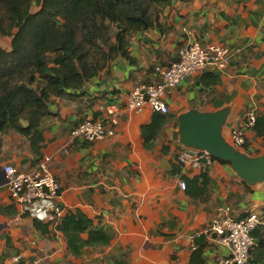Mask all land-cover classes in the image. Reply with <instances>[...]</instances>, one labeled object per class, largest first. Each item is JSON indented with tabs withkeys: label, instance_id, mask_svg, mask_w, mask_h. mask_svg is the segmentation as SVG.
Here are the masks:
<instances>
[{
	"label": "crops",
	"instance_id": "0c3cea01",
	"mask_svg": "<svg viewBox=\"0 0 264 264\" xmlns=\"http://www.w3.org/2000/svg\"><path fill=\"white\" fill-rule=\"evenodd\" d=\"M195 39L231 47L232 60L223 71L189 75L168 91L173 123L168 121L153 148L147 149L142 126L154 111L148 105L138 112L128 108V95L139 83L156 81V66L170 65ZM129 49L134 63L114 58L82 88L53 97L51 113L41 124L40 155L28 136L16 131L1 135L0 264H194L200 234L205 243L201 259L219 264L228 250L209 232L218 206L229 205L237 217L256 211L262 219L258 226L264 227V180L250 184L231 163L217 159L207 171V193L191 196L180 179L202 170L178 162L183 144L173 137L179 114L191 108L227 107L224 137L231 142L232 129L241 128L248 141L238 149L251 156L264 153L263 137L245 126L248 110L264 111V0H173L158 26L133 35ZM116 101L123 110L114 135L96 141L72 138L79 122L99 117L101 104ZM44 157H49L48 166L62 185L65 211L86 212L111 235L109 245L87 246L74 256L61 231L52 224L50 232L37 229L11 197L4 165L29 171Z\"/></svg>",
	"mask_w": 264,
	"mask_h": 264
},
{
	"label": "trees",
	"instance_id": "16d2710c",
	"mask_svg": "<svg viewBox=\"0 0 264 264\" xmlns=\"http://www.w3.org/2000/svg\"><path fill=\"white\" fill-rule=\"evenodd\" d=\"M172 1L0 0V37L12 38L10 48L0 43V137L20 132L28 136L35 154L40 155L44 139L41 124L51 113L53 97L82 88L114 58L124 57L134 63L129 49L133 35L158 26L162 11ZM34 5L39 8L33 10ZM217 80L216 76L212 81ZM172 116L154 111L152 120L142 126L147 149L153 148ZM253 130L264 139V111L256 112ZM207 171L184 177L191 196L207 193ZM33 220L37 229L50 232L51 223ZM53 226L63 233L74 256L82 255L87 246L103 247L111 242V235L80 208L65 211ZM252 234L256 245L249 264H259L264 258V227L258 226ZM203 238V234L195 238L194 264L206 263L201 259ZM116 264L125 261L116 260Z\"/></svg>",
	"mask_w": 264,
	"mask_h": 264
},
{
	"label": "built area",
	"instance_id": "2783aa9c",
	"mask_svg": "<svg viewBox=\"0 0 264 264\" xmlns=\"http://www.w3.org/2000/svg\"><path fill=\"white\" fill-rule=\"evenodd\" d=\"M231 47L221 43H203L198 39L189 41L181 50L178 59L170 65H157L156 81L139 83L128 95L126 106L135 111L146 105L153 111L169 112L168 91L177 87L187 76L206 69L225 70L233 57ZM103 112L99 117L87 118L79 122L71 131L73 139L83 138L96 141L114 135L119 123L123 105L120 102L101 104ZM256 121L255 109L245 115V126L253 130ZM247 135L241 128L231 131V143L243 148ZM178 162L190 168L208 169L215 160L208 150L182 146L177 154ZM49 157L42 158L29 171H19L13 164H5L11 197L21 205L25 214L33 219L52 225L65 213L61 204L62 185L48 166ZM180 186L186 189L187 182L180 179ZM262 222L258 212L251 211L244 216H235L229 205L218 206L211 219L209 232L214 233L228 254L219 259V264H249L251 250L256 245L253 231Z\"/></svg>",
	"mask_w": 264,
	"mask_h": 264
},
{
	"label": "water",
	"instance_id": "95a60500",
	"mask_svg": "<svg viewBox=\"0 0 264 264\" xmlns=\"http://www.w3.org/2000/svg\"><path fill=\"white\" fill-rule=\"evenodd\" d=\"M228 114L227 107L213 111L191 108L179 114L173 137L184 146L205 149L215 157L229 161L238 175L250 184L264 180V153L251 156L224 137L223 125Z\"/></svg>",
	"mask_w": 264,
	"mask_h": 264
},
{
	"label": "rangeland",
	"instance_id": "374dc122",
	"mask_svg": "<svg viewBox=\"0 0 264 264\" xmlns=\"http://www.w3.org/2000/svg\"><path fill=\"white\" fill-rule=\"evenodd\" d=\"M38 8H39L38 5H34V6L32 7L33 10H37ZM11 40H12V38H11L10 36H7V35L0 37V43H1L2 45H4V46H10V44H11ZM169 123H170V125L173 123V118L170 119ZM230 143H231V142H230ZM231 144H232V143H231Z\"/></svg>",
	"mask_w": 264,
	"mask_h": 264
}]
</instances>
